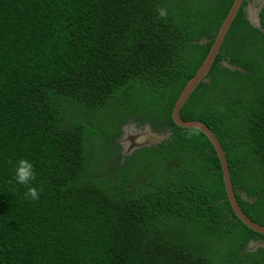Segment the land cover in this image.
I'll return each mask as SVG.
<instances>
[{"label":"trees","instance_id":"trees-1","mask_svg":"<svg viewBox=\"0 0 264 264\" xmlns=\"http://www.w3.org/2000/svg\"><path fill=\"white\" fill-rule=\"evenodd\" d=\"M198 1L0 0V264H264V247L244 250L264 234L232 211L215 148L171 117L234 0L213 14ZM244 4L180 116L214 131L242 210L264 224L263 187L241 177L264 179V8L257 28ZM138 82L164 99L158 121L126 104ZM130 121L172 134L123 156ZM21 157L38 200L13 179Z\"/></svg>","mask_w":264,"mask_h":264},{"label":"water","instance_id":"water-1","mask_svg":"<svg viewBox=\"0 0 264 264\" xmlns=\"http://www.w3.org/2000/svg\"><path fill=\"white\" fill-rule=\"evenodd\" d=\"M264 1V0H263ZM243 0H234L230 6L224 20L222 21L217 34L214 38L213 44L211 45L208 53L197 68L195 74L186 82L180 94L178 95L174 106L171 111V117L175 125L181 128H195L201 131L211 142L216 150L218 158L221 164L222 177L224 188L226 191L227 198L231 205L234 214L250 229L264 234V224L258 223L251 219L241 208L235 190L231 181L230 169L227 162L225 151L214 133V131L205 123L200 120H185L180 116V110L186 103L188 98L192 95L194 90L198 87L199 83L206 80V75L211 69L215 58L217 57L221 46L225 40L228 29L231 26L233 20L236 17L237 12L240 9ZM248 12L247 18L250 24L254 27L261 28L259 12L253 11L250 15ZM234 69L236 66H230ZM237 68V67H236ZM122 133L117 141L122 146V155H131L136 149L143 146L157 145L162 141L170 138L172 132L168 131L162 133L157 130H153L149 123L138 125L136 122H127L122 126ZM255 242V243H254ZM259 247H264V241L256 242L250 241L245 251H254Z\"/></svg>","mask_w":264,"mask_h":264},{"label":"rangeland","instance_id":"rangeland-1","mask_svg":"<svg viewBox=\"0 0 264 264\" xmlns=\"http://www.w3.org/2000/svg\"><path fill=\"white\" fill-rule=\"evenodd\" d=\"M184 2H186V4L194 2L195 3L194 5L195 6L197 5L196 0H182V3H181L182 6L184 5ZM198 2L200 4V8H202V10H203L202 12H206L208 14H213L214 13L215 4H214V2L212 0H199ZM249 10H251V11H247L246 15H248V12H250L249 13V15H250L253 11H256V9L253 10V9H250V8H249ZM245 37H246V34L244 32L237 31V36L233 37L234 40H232L230 42V44L228 46V51H235V50L239 51V46L244 42V38ZM251 42L253 43L254 46L245 48V50H247L249 52H253V51H256L255 47L259 46L261 48V37L260 36L256 35L255 38H252ZM239 62L240 61L238 60L237 61L238 65H239ZM261 76L264 77V68L259 72V77L261 78ZM139 82H138L136 88H134V89L130 88V86H128L127 91H126V95H127V92L129 91L130 92V98L127 99L126 104L133 103V102L139 103V107H138L139 110L138 111H139V114L143 118H146V119H152L153 118L156 121H158L159 120L158 119V115H160V113H161L159 111H160V108L164 105V102H163L164 99H161V100L156 102V100L153 101L155 99V96L151 92H148L147 95L139 94L140 91H143L141 89L144 87ZM236 82H237L236 80H233L231 85H235ZM214 93L212 94V96H214ZM121 98H122V95L119 96V101L121 100ZM197 98H198L197 102L195 100V97L193 98L192 101L197 106H200L202 104V103H200V96H198ZM125 100H126V96L121 102H119L116 105L123 104L125 102ZM120 122H121L120 119H115L113 121V126H114L113 130L116 129L115 126L120 124ZM130 122H132V121H130ZM188 164H190V162H188ZM191 164H193L194 168H196V164H194L192 162H191ZM162 170H163V168H162ZM241 177H245V183L251 182V185H254L256 187H263V191H264V179H262L260 177L259 173H257V171H255L254 169H251V168L249 170L245 169L244 172L242 173ZM257 242H261V241H257Z\"/></svg>","mask_w":264,"mask_h":264},{"label":"clouds","instance_id":"clouds-1","mask_svg":"<svg viewBox=\"0 0 264 264\" xmlns=\"http://www.w3.org/2000/svg\"><path fill=\"white\" fill-rule=\"evenodd\" d=\"M167 15V9L162 7L158 9L159 17L166 18ZM36 175L35 165L30 159L21 157L15 161L13 179L17 184L29 185L28 191L25 195L32 200H38L42 191V189L31 184V182L36 179Z\"/></svg>","mask_w":264,"mask_h":264},{"label":"flooded vegetation","instance_id":"flooded-vegetation-1","mask_svg":"<svg viewBox=\"0 0 264 264\" xmlns=\"http://www.w3.org/2000/svg\"><path fill=\"white\" fill-rule=\"evenodd\" d=\"M243 8L245 9L246 13H247V11H251V10H249V8L253 9V10L256 9V11L260 12L264 8V1L263 0H245V4H244ZM157 131H160L162 133H166L169 130L162 131V130L158 129Z\"/></svg>","mask_w":264,"mask_h":264}]
</instances>
